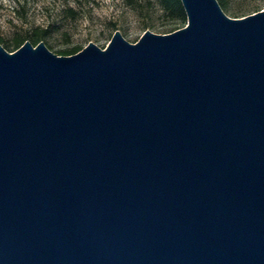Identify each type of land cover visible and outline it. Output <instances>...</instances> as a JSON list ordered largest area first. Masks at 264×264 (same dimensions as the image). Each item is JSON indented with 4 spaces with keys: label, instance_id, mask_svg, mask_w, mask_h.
I'll list each match as a JSON object with an SVG mask.
<instances>
[{
    "label": "water",
    "instance_id": "1",
    "mask_svg": "<svg viewBox=\"0 0 264 264\" xmlns=\"http://www.w3.org/2000/svg\"><path fill=\"white\" fill-rule=\"evenodd\" d=\"M59 56L0 45V264H264V9Z\"/></svg>",
    "mask_w": 264,
    "mask_h": 264
},
{
    "label": "rangeland",
    "instance_id": "2",
    "mask_svg": "<svg viewBox=\"0 0 264 264\" xmlns=\"http://www.w3.org/2000/svg\"><path fill=\"white\" fill-rule=\"evenodd\" d=\"M225 14L240 19L264 9V0H218ZM182 4V3H181ZM185 19L172 15L160 0H0V45L10 53L17 38L48 30L43 42L59 56L89 42L106 49L114 33L137 43L146 31L166 35L184 28Z\"/></svg>",
    "mask_w": 264,
    "mask_h": 264
},
{
    "label": "trees",
    "instance_id": "3",
    "mask_svg": "<svg viewBox=\"0 0 264 264\" xmlns=\"http://www.w3.org/2000/svg\"><path fill=\"white\" fill-rule=\"evenodd\" d=\"M163 4V6L165 7V9L170 12L172 15H176L182 19H185V15H184V8L181 4L180 0H160ZM219 2V1H218ZM220 4V3H219ZM48 34V30H35L34 31V35L31 36L29 38V41L36 46L37 44H39L40 42H43V38L45 36H47ZM26 41H28L27 39H22V38H17L15 40V44L19 47H21ZM6 49V48H5ZM79 50L75 49L72 51H68L67 53H65L66 55H73L78 53Z\"/></svg>",
    "mask_w": 264,
    "mask_h": 264
}]
</instances>
